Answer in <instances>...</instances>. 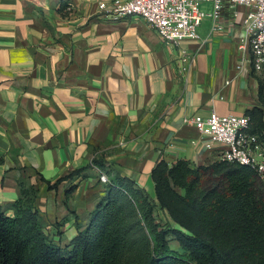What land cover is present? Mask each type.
I'll return each mask as SVG.
<instances>
[{"label":"crops","instance_id":"1","mask_svg":"<svg viewBox=\"0 0 264 264\" xmlns=\"http://www.w3.org/2000/svg\"><path fill=\"white\" fill-rule=\"evenodd\" d=\"M101 1L0 0V207L18 199L20 181L34 185L43 231L61 247L106 195L94 158L156 202L157 162L204 165L219 154L186 118L259 105L256 78L236 68L241 28L228 7L220 30L205 17L198 38L171 45Z\"/></svg>","mask_w":264,"mask_h":264},{"label":"trees","instance_id":"2","mask_svg":"<svg viewBox=\"0 0 264 264\" xmlns=\"http://www.w3.org/2000/svg\"><path fill=\"white\" fill-rule=\"evenodd\" d=\"M255 78L259 105L245 115L250 131L264 142V72ZM92 164L109 178L106 195L69 247L45 234L33 206L37 189L19 182L18 199L0 207V264H264V179L250 166L226 160L193 165L184 159L169 165L161 160L151 171L155 202L101 158ZM87 167L47 185L56 187ZM155 208L165 210L179 228L156 222ZM169 237L177 250L170 248Z\"/></svg>","mask_w":264,"mask_h":264},{"label":"built area","instance_id":"3","mask_svg":"<svg viewBox=\"0 0 264 264\" xmlns=\"http://www.w3.org/2000/svg\"><path fill=\"white\" fill-rule=\"evenodd\" d=\"M111 11L122 16L138 17L153 29L165 44L176 45L184 39L199 37L197 28L205 17L212 19L211 30L222 28L221 14L230 9V21L241 28L239 50L241 55L237 70L264 72V0H111ZM202 2H210L212 10L199 9ZM106 9V2L99 3ZM183 61L186 57H183ZM185 122L194 126L205 138L207 150L218 144L216 160H226L248 165L264 179V142L252 133L247 115H220L211 111L208 117L191 116ZM99 180L108 183L106 174Z\"/></svg>","mask_w":264,"mask_h":264},{"label":"rangeland","instance_id":"4","mask_svg":"<svg viewBox=\"0 0 264 264\" xmlns=\"http://www.w3.org/2000/svg\"><path fill=\"white\" fill-rule=\"evenodd\" d=\"M199 9L201 11H203L204 13H208L211 10V3L210 2H202L199 4ZM206 21H208V19H205ZM255 77V73H252ZM160 209L155 208L153 211V216L156 219V222H160L163 225H168L172 228H179L176 224H174L173 222H169L168 221V217L164 216V219L162 217V214L159 213ZM169 245L170 248L177 250L179 248V246L177 245L176 241L172 238L169 237Z\"/></svg>","mask_w":264,"mask_h":264}]
</instances>
